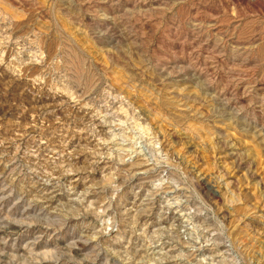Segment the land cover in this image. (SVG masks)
Returning <instances> with one entry per match:
<instances>
[{
    "label": "rangeland",
    "instance_id": "rangeland-1",
    "mask_svg": "<svg viewBox=\"0 0 264 264\" xmlns=\"http://www.w3.org/2000/svg\"><path fill=\"white\" fill-rule=\"evenodd\" d=\"M0 264H264V0H0Z\"/></svg>",
    "mask_w": 264,
    "mask_h": 264
}]
</instances>
